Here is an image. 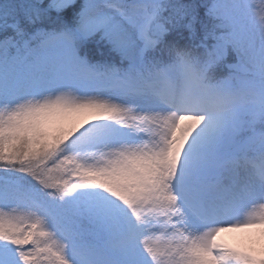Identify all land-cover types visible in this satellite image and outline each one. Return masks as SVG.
Here are the masks:
<instances>
[{
    "label": "snow or ice",
    "instance_id": "6c2138e0",
    "mask_svg": "<svg viewBox=\"0 0 264 264\" xmlns=\"http://www.w3.org/2000/svg\"><path fill=\"white\" fill-rule=\"evenodd\" d=\"M0 264H264V0H0Z\"/></svg>",
    "mask_w": 264,
    "mask_h": 264
},
{
    "label": "rangeland",
    "instance_id": "374dc122",
    "mask_svg": "<svg viewBox=\"0 0 264 264\" xmlns=\"http://www.w3.org/2000/svg\"><path fill=\"white\" fill-rule=\"evenodd\" d=\"M245 233L242 232H225L221 235V239L230 244V245H238L244 241Z\"/></svg>",
    "mask_w": 264,
    "mask_h": 264
},
{
    "label": "trees",
    "instance_id": "16d2710c",
    "mask_svg": "<svg viewBox=\"0 0 264 264\" xmlns=\"http://www.w3.org/2000/svg\"><path fill=\"white\" fill-rule=\"evenodd\" d=\"M94 55L96 56V58H99V59H102L103 58L98 53H94Z\"/></svg>",
    "mask_w": 264,
    "mask_h": 264
}]
</instances>
